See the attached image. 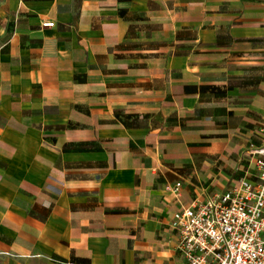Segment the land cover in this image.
I'll return each mask as SVG.
<instances>
[{
	"label": "crops",
	"instance_id": "crops-1",
	"mask_svg": "<svg viewBox=\"0 0 264 264\" xmlns=\"http://www.w3.org/2000/svg\"><path fill=\"white\" fill-rule=\"evenodd\" d=\"M263 130L264 0H0V264H186Z\"/></svg>",
	"mask_w": 264,
	"mask_h": 264
},
{
	"label": "built area",
	"instance_id": "built-area-1",
	"mask_svg": "<svg viewBox=\"0 0 264 264\" xmlns=\"http://www.w3.org/2000/svg\"><path fill=\"white\" fill-rule=\"evenodd\" d=\"M54 27V23H44ZM250 156L255 180L242 178L224 193L177 211L172 228L186 264H264V130ZM165 190L180 196L182 184Z\"/></svg>",
	"mask_w": 264,
	"mask_h": 264
},
{
	"label": "trees",
	"instance_id": "trees-1",
	"mask_svg": "<svg viewBox=\"0 0 264 264\" xmlns=\"http://www.w3.org/2000/svg\"><path fill=\"white\" fill-rule=\"evenodd\" d=\"M132 126H133V127H137L138 125L134 123V124H132Z\"/></svg>",
	"mask_w": 264,
	"mask_h": 264
}]
</instances>
